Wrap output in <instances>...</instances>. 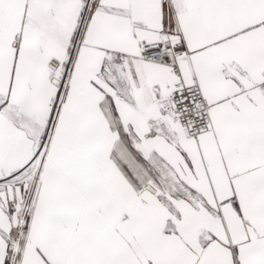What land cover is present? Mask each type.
Wrapping results in <instances>:
<instances>
[{
  "label": "snow or ice",
  "instance_id": "obj_1",
  "mask_svg": "<svg viewBox=\"0 0 264 264\" xmlns=\"http://www.w3.org/2000/svg\"><path fill=\"white\" fill-rule=\"evenodd\" d=\"M0 264H264V0H0Z\"/></svg>",
  "mask_w": 264,
  "mask_h": 264
}]
</instances>
